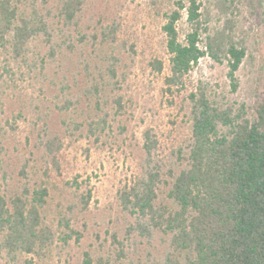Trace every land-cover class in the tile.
<instances>
[{"label": "trees", "instance_id": "trees-1", "mask_svg": "<svg viewBox=\"0 0 264 264\" xmlns=\"http://www.w3.org/2000/svg\"><path fill=\"white\" fill-rule=\"evenodd\" d=\"M95 2L0 0V49L17 64L44 72L53 87L60 84L64 97L58 109L64 114L75 106L71 96L65 98L70 88L67 66L81 62L85 86L79 100L83 97L95 108L87 120V136L99 141L111 127L107 109L114 104L117 111L123 109L122 82L137 50L135 43L120 38L122 23L116 13L98 10ZM175 3L163 26L170 55L166 94L180 93L206 55L229 60L236 91L234 72L247 49L232 43L225 26L207 33L202 48L200 5L196 0ZM233 3L218 0L227 25ZM186 8L191 30L183 42L177 23ZM255 9L264 36V0H257ZM36 40L47 49L45 56L31 57ZM150 65L164 70L159 58ZM255 95L251 104L232 102L200 80L188 94L185 136L168 146L153 128L145 129L137 171L117 191L123 236L111 234L114 254L86 251L81 264H124L123 258L130 264H264V85ZM8 125L0 117V256L12 262L26 257L33 264L44 260L61 235L64 242L78 235L72 215H59L57 226L48 220L50 179L54 172L62 176L65 139L45 128L14 182L15 170L7 160ZM91 199L92 189L78 196L82 211ZM76 208L71 204L68 210ZM130 250L137 262L127 254Z\"/></svg>", "mask_w": 264, "mask_h": 264}, {"label": "rangeland", "instance_id": "rangeland-1", "mask_svg": "<svg viewBox=\"0 0 264 264\" xmlns=\"http://www.w3.org/2000/svg\"><path fill=\"white\" fill-rule=\"evenodd\" d=\"M176 1L180 0H96L98 10L116 13L122 23L120 38L129 44L135 43L137 50L127 71V80L122 82L123 109L117 111L115 104L107 109L111 127L99 141L87 136L88 118L95 114V108L83 97L81 102L79 100L81 88L85 86L81 62L67 66L70 88L65 91V98L71 96L75 106L64 114L58 109L64 97L60 84L56 82L57 88L53 87L44 72L17 64L0 49V117L12 124L7 126V160L15 170L12 173L14 182L18 179L21 163L31 158L45 128L65 139L62 176L54 172L50 179L48 220L57 226L59 215H72V225L78 235H73L67 242L61 235L44 260H35L33 264H81L86 251L93 255L114 254L111 234L118 232L122 238L124 224L117 191L122 182L137 171L142 158L143 131L153 128L168 146L185 136L188 94L200 80L236 103L251 104L258 89L263 87L264 36L259 12L255 9L257 0H234L228 25L219 15L218 0H196L200 5L202 33L199 45L202 48L207 33L225 26L232 36V43L247 49L239 69L234 72L237 89L233 92L229 60L218 62L206 55L187 76L180 93L175 97L166 94L164 82L170 75V55L163 26L166 14L176 7ZM181 1L187 5L190 2ZM182 14L177 26L180 39L185 42L191 24L187 8ZM46 50L43 42L36 40L31 44V57L45 56ZM156 58L164 62L163 72L152 69L150 63ZM49 75L52 78L53 75ZM75 76L77 79H73ZM74 123L84 126L75 129ZM89 189H92L91 203L88 210L82 211L78 196ZM71 204H77L73 213L68 210ZM127 254L137 262V255L132 250ZM25 259L12 262L2 255L0 264H27ZM120 262L130 264L131 261L123 258Z\"/></svg>", "mask_w": 264, "mask_h": 264}]
</instances>
